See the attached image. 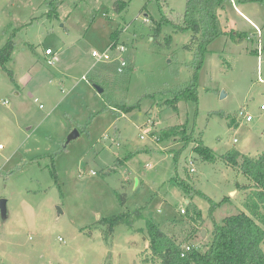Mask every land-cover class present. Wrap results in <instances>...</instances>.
Instances as JSON below:
<instances>
[{
	"label": "rangeland",
	"instance_id": "obj_1",
	"mask_svg": "<svg viewBox=\"0 0 264 264\" xmlns=\"http://www.w3.org/2000/svg\"><path fill=\"white\" fill-rule=\"evenodd\" d=\"M60 1L0 0V47L15 42L0 69V198L9 201L0 264H158L148 221L205 250L215 225L245 210L251 183L221 155L264 151V0L227 1L226 33L208 44L200 67L189 30L166 23L154 31L164 12L182 15L187 0ZM113 34L126 50L114 46L111 59L98 60L92 51L107 50ZM116 58L127 62L122 72ZM191 83L198 100L174 103ZM173 125L192 140L161 139ZM199 139L215 161L195 149ZM190 202L201 219L181 212ZM136 209L134 226H116L106 241L101 220Z\"/></svg>",
	"mask_w": 264,
	"mask_h": 264
},
{
	"label": "trees",
	"instance_id": "obj_2",
	"mask_svg": "<svg viewBox=\"0 0 264 264\" xmlns=\"http://www.w3.org/2000/svg\"><path fill=\"white\" fill-rule=\"evenodd\" d=\"M59 1L48 0V3L52 6ZM227 1L187 0L186 9L182 15L179 14L176 17L167 12L163 13L159 26L154 28L155 34H159L162 25L166 23H172L176 29L189 30L191 37L188 47L195 51L197 67H200L208 44L226 33L220 19V9L225 7ZM122 2V4H126V1ZM56 7L50 8V14L56 12ZM120 8L121 6L117 7L118 10ZM111 43L117 45V34L112 35ZM14 47L13 38H10L4 46L0 47V69L6 68ZM86 78L93 85L96 84L103 89L105 88V85L96 80L94 75H88ZM195 91V85L189 84L184 92L176 96L174 103L180 99L197 101L198 96ZM112 104L125 111L131 109L124 103L115 102ZM234 122L235 120L232 119L230 124L233 125ZM169 137L185 141L186 144L192 140L180 125L169 126L162 130L160 138ZM195 142V149L206 160H216L212 150L205 146L201 139L195 140ZM221 159L226 164L237 167L251 181L246 186L249 191L244 201L245 210L240 209L235 214L227 215L221 223L216 224L213 230V238L205 250H201L197 246H191L189 250H186L183 242L165 232L156 222L148 221L146 233L152 263L158 261V264H264V151L258 156H251L232 149L222 154ZM176 183L186 193H191L194 188L189 181L184 179L178 178ZM189 204V209H186L185 213L190 211L192 218L201 219V209L194 203L190 202ZM141 217L142 210L136 209L102 219L101 223L106 226V241L113 236L116 226L126 224L133 227L135 221Z\"/></svg>",
	"mask_w": 264,
	"mask_h": 264
},
{
	"label": "built area",
	"instance_id": "obj_3",
	"mask_svg": "<svg viewBox=\"0 0 264 264\" xmlns=\"http://www.w3.org/2000/svg\"><path fill=\"white\" fill-rule=\"evenodd\" d=\"M118 45V46H117ZM117 45H113L112 43L110 44V46L108 47V49L107 50H105L104 52H102V53H100V52H98L97 50H93L92 51V55L94 56V57H96L98 60H100V61H108L109 59H111V54L109 53V51L111 50V48H113L114 46H117V48H118V50L120 51V52H124L125 50H126V45L125 44H117ZM258 51H260V48H259V50ZM46 58H47V62H48V64H53L54 62H55V60H57L58 59V57H57V54L55 53V52H53L52 51V49H47L46 50ZM116 60H118L119 61V66H118V71L119 72H122L123 70H124V68L127 66V62H126V60L125 59H123V58H116ZM43 105L41 104V107H42ZM262 107H264V104H263V106ZM240 114L241 115H245L246 116V119L247 120H251L252 119V115H250V114H248V113H245L244 111H241L240 112ZM237 139H235V141H236ZM0 147H2V145L0 144ZM190 170L191 171H194V168H190ZM181 212H185V210L184 209H181ZM61 240H62V238H60ZM186 247V250H189L190 248H191V246L190 245H187V246H185Z\"/></svg>",
	"mask_w": 264,
	"mask_h": 264
},
{
	"label": "water",
	"instance_id": "obj_4",
	"mask_svg": "<svg viewBox=\"0 0 264 264\" xmlns=\"http://www.w3.org/2000/svg\"><path fill=\"white\" fill-rule=\"evenodd\" d=\"M94 87L99 91V92H103L104 89L103 87L99 86V85H94ZM75 136H78V132L74 131V133L70 136V138H74ZM8 199L7 198H0V218L3 221H6L9 218V207H8ZM62 213L61 208H58V214ZM206 231L203 230V236H205Z\"/></svg>",
	"mask_w": 264,
	"mask_h": 264
}]
</instances>
